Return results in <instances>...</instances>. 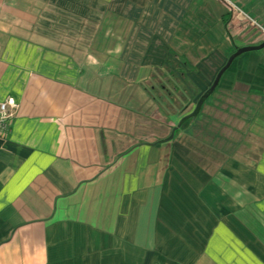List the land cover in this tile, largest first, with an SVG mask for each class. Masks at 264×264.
Returning a JSON list of instances; mask_svg holds the SVG:
<instances>
[{
    "label": "crops",
    "instance_id": "obj_1",
    "mask_svg": "<svg viewBox=\"0 0 264 264\" xmlns=\"http://www.w3.org/2000/svg\"><path fill=\"white\" fill-rule=\"evenodd\" d=\"M0 0V264H264V0ZM262 26V27H261Z\"/></svg>",
    "mask_w": 264,
    "mask_h": 264
},
{
    "label": "water",
    "instance_id": "obj_2",
    "mask_svg": "<svg viewBox=\"0 0 264 264\" xmlns=\"http://www.w3.org/2000/svg\"><path fill=\"white\" fill-rule=\"evenodd\" d=\"M264 52V43L261 44L260 46L257 47H251V48H244V49H239L236 54H234L227 62L226 66L219 72L217 75L212 87L203 95V97L199 100L195 112L185 120L181 122V125L184 124V122L194 119L198 116L202 106L205 104V102L214 94L216 89L219 86V83L222 79V77L229 71L231 68L232 64L235 62L236 59L240 58L241 56L247 55V54H254V53H260Z\"/></svg>",
    "mask_w": 264,
    "mask_h": 264
},
{
    "label": "built area",
    "instance_id": "obj_3",
    "mask_svg": "<svg viewBox=\"0 0 264 264\" xmlns=\"http://www.w3.org/2000/svg\"><path fill=\"white\" fill-rule=\"evenodd\" d=\"M18 106L13 99L0 102V136L12 133L13 123L17 118Z\"/></svg>",
    "mask_w": 264,
    "mask_h": 264
},
{
    "label": "bare ground",
    "instance_id": "obj_4",
    "mask_svg": "<svg viewBox=\"0 0 264 264\" xmlns=\"http://www.w3.org/2000/svg\"><path fill=\"white\" fill-rule=\"evenodd\" d=\"M225 1L228 2L230 4V6H232V7L234 6L235 8L239 9V6L233 0H225ZM262 30L264 32V28Z\"/></svg>",
    "mask_w": 264,
    "mask_h": 264
},
{
    "label": "rangeland",
    "instance_id": "obj_5",
    "mask_svg": "<svg viewBox=\"0 0 264 264\" xmlns=\"http://www.w3.org/2000/svg\"><path fill=\"white\" fill-rule=\"evenodd\" d=\"M228 3V2H227ZM229 4V3H228Z\"/></svg>",
    "mask_w": 264,
    "mask_h": 264
}]
</instances>
